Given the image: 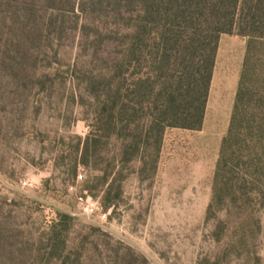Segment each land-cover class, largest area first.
<instances>
[{"label":"rangeland","instance_id":"1","mask_svg":"<svg viewBox=\"0 0 264 264\" xmlns=\"http://www.w3.org/2000/svg\"><path fill=\"white\" fill-rule=\"evenodd\" d=\"M6 14L0 5V264H264V182L235 184L257 193L207 212L246 37L219 36L202 126L167 128L155 171L140 175L114 138L98 163H79L92 117L79 75L103 66L101 46L70 29L25 36Z\"/></svg>","mask_w":264,"mask_h":264},{"label":"trees","instance_id":"2","mask_svg":"<svg viewBox=\"0 0 264 264\" xmlns=\"http://www.w3.org/2000/svg\"><path fill=\"white\" fill-rule=\"evenodd\" d=\"M0 5L25 36L58 39L70 29L101 46L103 66L79 75L92 100L79 163H98L114 138L119 162L137 160L140 175L155 171L167 128L202 126L219 36L246 37L207 212L239 198L236 192L249 198L257 193L233 186L264 182V0H0ZM116 179L115 173L107 175V188ZM107 193L105 207L113 203ZM64 230L54 231L53 245L64 246Z\"/></svg>","mask_w":264,"mask_h":264}]
</instances>
